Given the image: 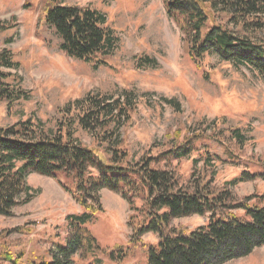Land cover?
I'll list each match as a JSON object with an SVG mask.
<instances>
[{"label":"rangeland","instance_id":"obj_1","mask_svg":"<svg viewBox=\"0 0 264 264\" xmlns=\"http://www.w3.org/2000/svg\"><path fill=\"white\" fill-rule=\"evenodd\" d=\"M57 1L101 12L117 38L114 48L103 57L104 65L93 68L60 50L54 29L42 21L49 0H0V22L10 27L0 33V49L11 51L17 66L9 70L21 77L20 86L28 94L11 105L0 103V128L27 119L55 128L60 109L69 102L88 93L116 98L130 92L134 109L119 130L129 160L156 155L198 135L191 153L171 162L179 182H205L228 195L230 207L246 200L264 204V80L257 72L222 61L217 54L205 57L197 68L163 0ZM142 57L153 61L140 68ZM234 129H239L242 141L232 137ZM77 134L92 145L88 134ZM58 180L72 187L63 174L55 179L29 173L31 199L14 206L11 215H0V238L10 244L19 264L50 260L48 253H56L55 244L64 243L71 233L66 216L82 211ZM100 203L102 211L85 227L102 250L84 259L75 254L73 264H117L107 252L113 249L117 254L126 247L121 264H145L141 243L153 244L157 235L147 232L141 242H129L131 211L126 200L103 188ZM231 210L243 213L240 208ZM210 217L211 213L174 218L170 227L189 230ZM223 264H264V245Z\"/></svg>","mask_w":264,"mask_h":264},{"label":"trees","instance_id":"obj_2","mask_svg":"<svg viewBox=\"0 0 264 264\" xmlns=\"http://www.w3.org/2000/svg\"><path fill=\"white\" fill-rule=\"evenodd\" d=\"M163 3L197 68L205 57L217 54L222 61L244 66L264 80V0ZM42 21L54 29L60 50L91 63L93 68L105 64L103 57L111 53L117 41L106 25V17L88 6L49 0ZM8 24L0 22V33L10 28ZM152 61L142 57L138 64L143 68ZM16 66L11 51L0 49V103L11 105L28 96L20 86L21 77L9 70ZM130 95L126 91L116 98L88 93L60 109L55 128L29 119L0 128V215H11L14 206L31 199L26 183L31 172L55 179L59 174L69 178L72 187L60 180L58 184L82 210L66 216L71 233L64 243L55 244L56 253H48L51 259L28 264H73L75 254L84 259L102 250L85 226L102 211L103 188L118 192L127 202L132 231L129 242H141L147 232L157 235L155 243H141L145 264H223L264 245V204L246 200L234 206L243 212L235 214L231 210L234 207L228 205L229 196L209 184L188 186L179 182L171 162L188 156L198 135L186 137L156 155L142 156L138 161L128 159L119 130L134 109ZM78 130L90 136L92 145L82 141ZM231 134L242 141L239 129ZM206 213H211L209 220L193 229L170 227L174 218ZM10 249V244L0 238V263L19 264ZM125 249H119L117 254L110 249L107 256L121 264L129 250Z\"/></svg>","mask_w":264,"mask_h":264}]
</instances>
